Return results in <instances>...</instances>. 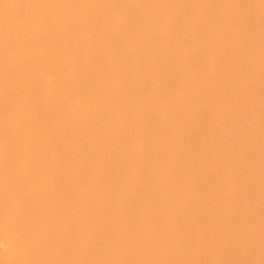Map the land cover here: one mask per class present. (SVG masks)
Segmentation results:
<instances>
[{
  "label": "bare ground",
  "instance_id": "6f19581e",
  "mask_svg": "<svg viewBox=\"0 0 264 264\" xmlns=\"http://www.w3.org/2000/svg\"><path fill=\"white\" fill-rule=\"evenodd\" d=\"M0 264H264V0H0Z\"/></svg>",
  "mask_w": 264,
  "mask_h": 264
},
{
  "label": "rangeland",
  "instance_id": "374dc122",
  "mask_svg": "<svg viewBox=\"0 0 264 264\" xmlns=\"http://www.w3.org/2000/svg\"><path fill=\"white\" fill-rule=\"evenodd\" d=\"M249 1V0H248ZM255 1H257V0H255ZM247 4V3H246ZM248 5H249V3H248ZM246 6V7H250V6ZM245 16H248V14H245ZM249 20H250V18H249ZM163 23V22H162ZM77 25H80V24H77V22H75V23H73V27H76ZM82 28V27H81ZM55 60H57V58H55ZM244 68V70L245 71H249V67H250V65L247 63V64H245L244 66H243ZM249 77H248V81L250 82L249 83V86H251V88L253 89L254 87H256V85H255V83L252 81L253 80V78H254V74H253V72H252V69H251V73L248 75ZM158 77V76H157ZM235 92V91H234ZM233 108V106L231 105V108L229 109V112L231 111V109ZM234 110H235V108H234ZM66 140H68V138L66 139ZM64 149V146H60L58 149H57V151H59L60 153H59V156H60V154L62 153V151L61 150H63ZM51 178V176H49V179ZM8 243H6L3 247H6V246H8L7 245Z\"/></svg>",
  "mask_w": 264,
  "mask_h": 264
}]
</instances>
